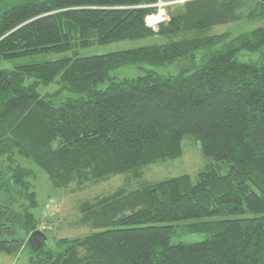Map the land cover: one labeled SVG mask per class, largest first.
Segmentation results:
<instances>
[{"label": "trees", "instance_id": "1", "mask_svg": "<svg viewBox=\"0 0 264 264\" xmlns=\"http://www.w3.org/2000/svg\"><path fill=\"white\" fill-rule=\"evenodd\" d=\"M158 1L0 0V59L153 36L167 41L0 70V251L32 250L33 228L46 230L34 212L36 174L18 157L44 171L54 188L76 190L180 158L190 136L215 164L195 182L182 175L84 203L92 232L54 248L44 243L31 263L264 264V26L234 39L205 32L264 18V2L252 0L250 11L246 0H191L176 13L168 6L154 33L146 17L157 13L150 6ZM243 52L260 57L242 62ZM129 64L178 68L111 78ZM55 82L59 91L39 93ZM63 91L79 98L49 100ZM187 236L201 240L176 241Z\"/></svg>", "mask_w": 264, "mask_h": 264}, {"label": "rangeland", "instance_id": "2", "mask_svg": "<svg viewBox=\"0 0 264 264\" xmlns=\"http://www.w3.org/2000/svg\"><path fill=\"white\" fill-rule=\"evenodd\" d=\"M174 1L175 3L169 5V7H171V10L176 13L182 10L186 11L184 3L191 0ZM246 1L247 5L244 7L246 11H250L249 5L252 0ZM164 11L166 13V7ZM263 26V17L253 19L246 18L243 21L212 26L206 29L205 32L206 35L209 36L228 34L230 39H234L241 34L248 33ZM165 42L167 41L164 38L153 36L147 39L121 41L107 45H92L91 47L73 49L64 53L39 54L32 57L12 60L0 59V70L11 71L20 66L51 62L63 58L75 59L89 56L109 55L117 52L134 50L140 47L161 45ZM259 57L258 53L248 54L243 52L240 60L242 62H251L258 60ZM177 68V65L156 67L149 64H129L112 70L110 76L117 80H123L136 78L150 72L154 74H174ZM108 84L109 81L99 84L98 89L105 90ZM59 90L60 86L55 82L49 86L40 87L39 93L42 96L48 97V95L54 94ZM75 98H79V96L63 91L57 96H50L49 100L53 101L55 105H60L68 99ZM182 149L183 155L180 158L159 161L141 167L136 171L112 176L101 182L89 183L83 188L76 190L54 188L48 175L44 171L37 167L32 161L18 157L19 159L17 160L24 167L32 169L36 174L33 185L37 194L38 207L34 212L38 220V227H46V230L44 231L45 235L48 237L46 246L54 248L59 240L83 238L92 232L91 225L84 222V216L81 214V206L84 203L94 202L98 199L111 196L120 190H123L125 194H128L140 189L146 184L156 183L182 175L190 176L195 182L200 171L206 169L208 166L215 165L211 159H208L203 155L200 143L193 137L187 136L184 138ZM220 171L225 175L227 173V167L222 166ZM49 200L53 201L54 208L51 210V215L45 217L44 207ZM185 224L188 223H181L180 226ZM176 239H178L176 241L181 240L185 243L201 240L197 236H187L182 239L176 237ZM32 251L33 250L29 248H24L16 255H9L0 251V264H33V262L31 263Z\"/></svg>", "mask_w": 264, "mask_h": 264}, {"label": "built area", "instance_id": "3", "mask_svg": "<svg viewBox=\"0 0 264 264\" xmlns=\"http://www.w3.org/2000/svg\"><path fill=\"white\" fill-rule=\"evenodd\" d=\"M173 3H165L162 0H159L157 4L152 5L150 7H154V8H158V11L156 14H153L148 18L147 20V27L154 33H157L159 31V27L162 23L167 21V14L164 11V15H165V19L163 20V22H157L160 18V10L161 9H165V7L171 5ZM54 208V203L52 200L48 201L47 204L45 205V209H44V215L45 217H49L51 215V210ZM42 230H45V227L42 228Z\"/></svg>", "mask_w": 264, "mask_h": 264}, {"label": "water", "instance_id": "4", "mask_svg": "<svg viewBox=\"0 0 264 264\" xmlns=\"http://www.w3.org/2000/svg\"><path fill=\"white\" fill-rule=\"evenodd\" d=\"M264 2V0H262ZM48 237L40 230L33 228L29 235L27 243L32 248L34 253H39L44 248V243H47Z\"/></svg>", "mask_w": 264, "mask_h": 264}, {"label": "clouds", "instance_id": "5", "mask_svg": "<svg viewBox=\"0 0 264 264\" xmlns=\"http://www.w3.org/2000/svg\"><path fill=\"white\" fill-rule=\"evenodd\" d=\"M164 19H165L164 9H161V10H160V18H159V20H158L157 22H158V23H159V22H163ZM147 20H148V18L146 17V23H147Z\"/></svg>", "mask_w": 264, "mask_h": 264}, {"label": "crops", "instance_id": "6", "mask_svg": "<svg viewBox=\"0 0 264 264\" xmlns=\"http://www.w3.org/2000/svg\"><path fill=\"white\" fill-rule=\"evenodd\" d=\"M163 2H165V3H175V1L174 0H162ZM167 11H169V12H173L172 10H171V7H169V8H167ZM174 13V12H173Z\"/></svg>", "mask_w": 264, "mask_h": 264}, {"label": "bare ground", "instance_id": "7", "mask_svg": "<svg viewBox=\"0 0 264 264\" xmlns=\"http://www.w3.org/2000/svg\"><path fill=\"white\" fill-rule=\"evenodd\" d=\"M29 238V237H28ZM27 241H28V239H27ZM28 244V243H27ZM29 245V244H28Z\"/></svg>", "mask_w": 264, "mask_h": 264}]
</instances>
